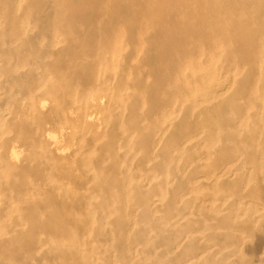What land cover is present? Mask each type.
Returning <instances> with one entry per match:
<instances>
[{
    "label": "bare ground",
    "instance_id": "obj_1",
    "mask_svg": "<svg viewBox=\"0 0 264 264\" xmlns=\"http://www.w3.org/2000/svg\"><path fill=\"white\" fill-rule=\"evenodd\" d=\"M0 264H264V0H0Z\"/></svg>",
    "mask_w": 264,
    "mask_h": 264
}]
</instances>
